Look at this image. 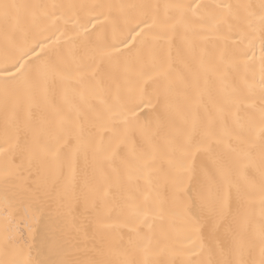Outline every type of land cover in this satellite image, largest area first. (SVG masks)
I'll return each instance as SVG.
<instances>
[{
  "label": "bare ground",
  "instance_id": "1",
  "mask_svg": "<svg viewBox=\"0 0 264 264\" xmlns=\"http://www.w3.org/2000/svg\"><path fill=\"white\" fill-rule=\"evenodd\" d=\"M0 264H264V0H0Z\"/></svg>",
  "mask_w": 264,
  "mask_h": 264
},
{
  "label": "snow or ice",
  "instance_id": "2",
  "mask_svg": "<svg viewBox=\"0 0 264 264\" xmlns=\"http://www.w3.org/2000/svg\"><path fill=\"white\" fill-rule=\"evenodd\" d=\"M22 69V65L16 66V71H20ZM13 70L9 69V72L12 73Z\"/></svg>",
  "mask_w": 264,
  "mask_h": 264
}]
</instances>
